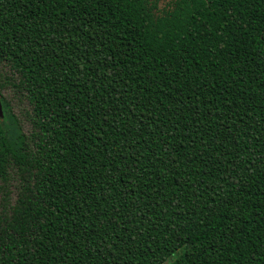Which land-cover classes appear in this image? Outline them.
<instances>
[{"label": "trees", "instance_id": "obj_1", "mask_svg": "<svg viewBox=\"0 0 264 264\" xmlns=\"http://www.w3.org/2000/svg\"><path fill=\"white\" fill-rule=\"evenodd\" d=\"M0 99V264H264V0H0Z\"/></svg>", "mask_w": 264, "mask_h": 264}, {"label": "rangeland", "instance_id": "obj_2", "mask_svg": "<svg viewBox=\"0 0 264 264\" xmlns=\"http://www.w3.org/2000/svg\"><path fill=\"white\" fill-rule=\"evenodd\" d=\"M8 89V90H7ZM3 91L4 97L10 102L14 113L20 120V123L23 127L25 133L29 134L32 131V126L30 123V118H28V114L30 113V108L27 105L26 101H21L18 96H16L15 92L9 88ZM23 99V98H22ZM15 184V183H13ZM12 188V187H11ZM13 189L12 199H16L17 191Z\"/></svg>", "mask_w": 264, "mask_h": 264}, {"label": "water", "instance_id": "obj_3", "mask_svg": "<svg viewBox=\"0 0 264 264\" xmlns=\"http://www.w3.org/2000/svg\"><path fill=\"white\" fill-rule=\"evenodd\" d=\"M3 107H2V102H1V99H0V118L3 117Z\"/></svg>", "mask_w": 264, "mask_h": 264}]
</instances>
